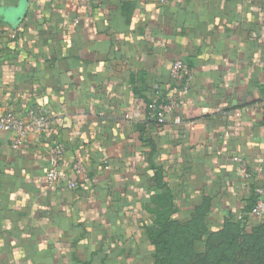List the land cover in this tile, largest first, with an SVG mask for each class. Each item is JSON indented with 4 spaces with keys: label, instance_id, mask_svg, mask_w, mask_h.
<instances>
[{
    "label": "crops",
    "instance_id": "crops-1",
    "mask_svg": "<svg viewBox=\"0 0 264 264\" xmlns=\"http://www.w3.org/2000/svg\"><path fill=\"white\" fill-rule=\"evenodd\" d=\"M26 2L13 28L3 11ZM0 26V112L51 117L19 150L0 136V264H153L166 191L181 223L208 202L204 239L250 207L264 183V0H0ZM175 59L195 71L191 100L162 126L150 106ZM54 143L75 191L46 182Z\"/></svg>",
    "mask_w": 264,
    "mask_h": 264
},
{
    "label": "trees",
    "instance_id": "trees-1",
    "mask_svg": "<svg viewBox=\"0 0 264 264\" xmlns=\"http://www.w3.org/2000/svg\"><path fill=\"white\" fill-rule=\"evenodd\" d=\"M255 191V190H254ZM251 194L248 213L257 197ZM152 203L155 226L147 231L154 247L153 264H264V223L248 228L245 220L228 219L220 231L205 236V217L210 205L205 200L195 208L191 220L181 223L173 219L174 201L170 191L157 196ZM204 243L202 250L197 244Z\"/></svg>",
    "mask_w": 264,
    "mask_h": 264
},
{
    "label": "built area",
    "instance_id": "built-area-1",
    "mask_svg": "<svg viewBox=\"0 0 264 264\" xmlns=\"http://www.w3.org/2000/svg\"><path fill=\"white\" fill-rule=\"evenodd\" d=\"M169 0H160L162 4ZM75 2L84 7L90 5L91 0H75ZM4 28L0 26V36ZM14 33V31H13ZM15 36L13 35L12 38ZM170 78L174 86L163 93L160 86H155V97L151 104L152 118L159 125H165L168 122V115L185 108L190 102L188 97L190 88L194 81L195 71L186 62L175 59L169 62L167 66ZM51 125V117L38 109H31L24 117H20L11 111L0 112V136L10 134V147L14 150L21 149L31 138L39 136ZM65 156V147L61 143H54L49 150V166L46 172V182L52 186L60 181L67 182L70 190H77L78 184L71 180L63 170ZM73 173L88 184H96L97 180L92 178L85 165L80 162L72 164ZM259 178L264 179V168L260 165L256 168ZM240 175L244 179L249 178L248 170L242 166ZM255 196L258 198L254 207L248 213H242L238 216L239 220L248 218L260 219L264 216V183L261 187L255 189Z\"/></svg>",
    "mask_w": 264,
    "mask_h": 264
},
{
    "label": "water",
    "instance_id": "water-1",
    "mask_svg": "<svg viewBox=\"0 0 264 264\" xmlns=\"http://www.w3.org/2000/svg\"><path fill=\"white\" fill-rule=\"evenodd\" d=\"M27 2L22 3L19 8L15 9L13 11L14 16H10L12 13L11 10H4L3 15L7 17L8 22L11 24L13 28H17L20 26V24L23 22L24 18L26 17L27 14ZM8 13V14H7Z\"/></svg>",
    "mask_w": 264,
    "mask_h": 264
},
{
    "label": "rangeland",
    "instance_id": "rangeland-1",
    "mask_svg": "<svg viewBox=\"0 0 264 264\" xmlns=\"http://www.w3.org/2000/svg\"><path fill=\"white\" fill-rule=\"evenodd\" d=\"M10 16H12V17H13V16H14V14H13V13H11V14H10Z\"/></svg>",
    "mask_w": 264,
    "mask_h": 264
}]
</instances>
